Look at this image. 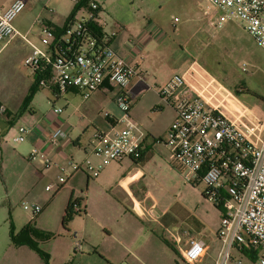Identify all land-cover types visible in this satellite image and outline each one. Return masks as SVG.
<instances>
[{"label": "crops", "instance_id": "obj_1", "mask_svg": "<svg viewBox=\"0 0 264 264\" xmlns=\"http://www.w3.org/2000/svg\"><path fill=\"white\" fill-rule=\"evenodd\" d=\"M14 1L0 0V11L7 10ZM165 1L90 0L74 14L76 6L80 4L76 0L60 4L57 8L53 0H26L25 11L14 22L19 35L8 45L1 44L0 56L7 54L9 60L17 58L24 63L32 52V45L43 47L41 40L46 37L45 27H50L55 32L64 30L71 18L77 20L78 13L82 19H89L92 14L90 4H99L100 10L92 22L101 33L110 37V46L118 55L126 58L137 69L138 74L131 79L126 90L132 99L131 115L145 126L148 136L139 160L126 158L119 163H112L104 167L97 178H92L85 163L89 161L94 167L101 165V159L92 153L91 141L94 134L123 128L120 123L122 112L116 103L121 92L118 88L106 83L89 99H85L82 92L76 89L56 96V105L64 109L60 115H55L51 108L45 111L37 106L38 93L25 106L35 84L34 73L33 79L20 92L14 88H9L8 91L0 89V102L7 108V114L0 116V153L4 156L7 151L5 136L11 133L17 136L21 127L30 131L24 144L20 146V151H17L19 161L24 164L19 180L21 185L25 180L33 181L34 189H38L39 193L35 203L43 207L42 213L34 219L25 216L23 212L15 213L17 208L13 207L12 200L9 203L10 210H0V264H56V256L62 253L58 250V237L61 235V227H64L63 221L68 207L78 202L79 208L87 216L91 209L103 212L108 207V195L113 196L112 199L132 216L163 225L169 235H173L174 242L169 243L180 248V252L188 246L190 236L208 246L207 255L215 244H220L217 234L224 211L210 203L207 198L208 190L207 193L204 190L201 192L202 197L195 193V198L183 200L182 194H176L165 185L167 180L181 179L182 174L186 181L189 177V183L193 185L202 182L189 171L174 166L171 153L164 144L167 131L176 120L177 114L162 99L159 89L174 76L173 73L163 81H151L146 74L156 61H163L165 53L168 59L173 55L172 59L177 61H189L197 57L201 41L206 35H212L203 17V9L210 5L208 0H181L183 10L189 17V31L192 32L189 39L182 44L171 40L166 31L164 32L165 29L154 23L156 20L159 24H167L165 17L156 10V4H159L161 10V4ZM154 27L162 30L163 34L142 44L141 39L145 32ZM55 40L56 38L49 39L51 44ZM165 47L168 51L171 49L173 54L170 55L167 51L164 53L162 49ZM261 68L264 70V63H261ZM238 86L234 85L233 89L225 87L234 92ZM256 94L260 97L248 94L236 96L264 122V95ZM247 96L252 97L253 101L243 100ZM57 128H62L67 135L60 147L52 146L49 141L51 133ZM35 148L46 153L52 161L50 167L47 168L43 161L36 164L25 162V158L28 160L30 152ZM69 160L80 164L82 170L73 173L65 187L53 194L46 192L44 188L52 182L57 183L61 173L60 166ZM26 228H29L27 236L21 241L27 240L30 245H15L13 238L18 237ZM67 241L66 256H60L63 259L60 264L86 259L84 249L78 254L73 252V238H68ZM83 241L88 244L86 237H83ZM71 253L77 258L71 259Z\"/></svg>", "mask_w": 264, "mask_h": 264}, {"label": "built area", "instance_id": "obj_2", "mask_svg": "<svg viewBox=\"0 0 264 264\" xmlns=\"http://www.w3.org/2000/svg\"><path fill=\"white\" fill-rule=\"evenodd\" d=\"M208 2L210 7L203 17L211 38L228 23H238L264 51V0ZM90 5L89 19L70 21L59 35L45 27L43 47L32 45L25 65L39 75V86L54 90L57 97L76 89L89 99L106 83L121 89L116 103L122 112L123 128L96 132L91 141L92 153L101 159V165L85 163L92 178H97L112 163L126 158L139 160L148 134L133 119L132 99L126 90L138 74L137 69L110 46V37L93 33L89 24L96 19L100 6L95 2ZM25 9L26 0H15L7 10L0 11V44L6 46L19 35L14 22ZM213 9L215 14L211 15ZM162 34L158 27L150 28L143 35L142 44ZM50 38H56L53 44ZM196 62L190 64L186 73L173 76L159 89L162 99L177 114L164 144L174 166L194 174L208 187V200L224 211L217 234L221 247L214 264H264V122ZM49 102L55 115L64 112L56 102ZM6 114V106L0 102V116ZM29 132L25 127L19 128L20 135L15 141L24 142ZM66 139L64 130L57 128L49 141L60 147ZM28 160L43 161L47 168L52 164L46 153L37 148L30 152ZM80 170V164L69 160L60 166L57 183L48 185L46 192L65 187L68 178ZM187 181L191 179L187 177ZM24 208L36 217L43 211L37 203H25ZM75 213L83 212L77 206ZM74 238V252L81 253L83 241L77 233ZM207 252L208 246L203 241L190 236L188 246L180 254L188 264H197ZM253 252L256 255L252 259Z\"/></svg>", "mask_w": 264, "mask_h": 264}, {"label": "rangeland", "instance_id": "obj_3", "mask_svg": "<svg viewBox=\"0 0 264 264\" xmlns=\"http://www.w3.org/2000/svg\"><path fill=\"white\" fill-rule=\"evenodd\" d=\"M70 1L53 0V3L57 8L60 4H68ZM161 5L162 9L160 10L159 4H156V10L165 17L167 24H159L156 20L154 23L164 28V32L166 31L165 33L171 40L184 44L192 32L189 31V17L183 10L182 1L166 0ZM203 10L205 11L207 8L205 7ZM214 12L215 9H213L211 15H214ZM77 20H82L79 13L77 14ZM199 49L196 58L189 61H177L172 59L173 55L171 59L166 56L165 51L169 52L170 55L173 54L171 49L168 51L166 47L163 48L162 51L165 53V57L163 61L161 58H157L162 62L156 61L146 71L148 79L163 81L171 73L174 76L182 75L193 61H197L199 68L201 66L206 73L216 78L224 86L233 89L234 85L242 86L245 84L252 92L264 95V70L261 68V63H264V51L257 46L241 25L228 23L223 30L213 35L212 38L206 35L199 44ZM244 68H246V71L243 70ZM33 73L25 65V62L21 63L17 58L9 60L7 54L0 56L1 90L8 91L9 88H14L20 92L25 84L33 79ZM233 93L237 95L235 90ZM50 99L56 102V96L52 90L43 88L38 92L37 106H41L43 110L47 111L52 107L49 102ZM243 100L253 101L250 96L245 97ZM141 126L145 129V126ZM19 135L16 136L11 133L9 136H5L7 151L4 156L0 153V210L3 208L10 210L9 203L12 200L13 207L17 208L14 210L15 213L23 212L25 216H31L34 219L39 215L36 217L31 212L26 211L24 204L38 201L39 193L38 189H34L33 181L25 180L23 185L20 183L19 175L24 169V164L19 161L17 151H20V146L24 143L15 141V138ZM25 159L27 164L39 162H30L27 157ZM55 183L56 181L50 184ZM165 185L175 191L176 194H182L183 200L195 198V193L202 197L201 192L204 190L207 193L208 190L204 183L195 185L189 183L185 180L183 174L181 179L167 180ZM21 186L23 189H21ZM106 198L108 199V207L105 211L100 212L91 209L89 216L85 215L84 212L81 215H74L67 220L64 227H61V235L58 237L60 238V249L58 250L62 251L63 258L66 256L65 252H67L68 238L75 240L74 234L78 233V239L83 241V237L87 238L88 244L83 241L84 253L87 256L86 259L72 261L71 264H188L181 257L180 248L173 245L175 248L173 250L165 243L167 241L173 244L174 241L173 235H169L163 225L132 216L112 199L113 196L108 195ZM84 201L85 198L83 204ZM210 203L216 206L215 203ZM219 248L220 244H215L205 260L197 264H214ZM60 256H56V264H60L63 260ZM71 257V259H74L76 256L71 253Z\"/></svg>", "mask_w": 264, "mask_h": 264}, {"label": "trees", "instance_id": "obj_4", "mask_svg": "<svg viewBox=\"0 0 264 264\" xmlns=\"http://www.w3.org/2000/svg\"><path fill=\"white\" fill-rule=\"evenodd\" d=\"M90 0H84V1H82V2H80V4H78V6H76V11L74 12V14H76V12L81 8V7H83V5H86L88 2H89ZM90 7H91V5H90ZM91 11H92V9H91ZM74 18H71L70 19V21H72ZM89 26H90V28H91V30L93 31V33L95 34V35H97V36H101V37H103V33H101V31L98 29V28H96V26H95V24L93 23V22H91L90 24H89ZM64 30H56V34L57 35H59L60 33H62ZM42 88L39 86V75L38 74H35V84H34V86H33V88L31 89V91H30V94L28 95V97H27V100H26V104H25V106H27L30 102H31V100L33 99V97L41 90ZM235 92H236V94L237 95H241V94H248V95H254V96H258V97H260L258 94H256L255 92H252V90L251 89H249L248 87H246L245 86V84H243L242 86H239L238 88H236L235 89ZM78 206V202H75V203H73V204H71L69 207H68V209H67V211H66V216H65V218H64V221H63V225L65 226V224H66V222H67V220L69 219V218H71V217H73L74 215H80V214H76L75 213V208ZM29 228H26V229H24L23 231H22V233L18 236V237H16V238H13V243L15 244V245H22V244H28V245H30V242L29 241H21V240H23V239H25V237L27 236V230H28ZM166 244L169 246V247H171L173 250H175V248L169 243V242H166ZM253 254L254 255H251V258L253 259V258H255V253L253 252Z\"/></svg>", "mask_w": 264, "mask_h": 264}]
</instances>
